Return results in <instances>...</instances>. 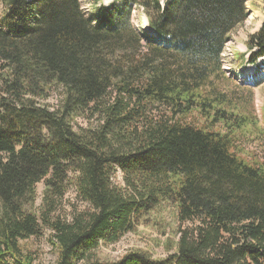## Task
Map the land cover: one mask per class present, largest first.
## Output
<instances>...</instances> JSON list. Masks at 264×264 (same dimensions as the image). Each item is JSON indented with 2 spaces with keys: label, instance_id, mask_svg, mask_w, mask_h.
<instances>
[{
  "label": "trees",
  "instance_id": "16d2710c",
  "mask_svg": "<svg viewBox=\"0 0 264 264\" xmlns=\"http://www.w3.org/2000/svg\"><path fill=\"white\" fill-rule=\"evenodd\" d=\"M130 2L146 11L150 33L133 25ZM247 2L126 0L92 18L80 0H5L0 264H33L25 241L43 227L57 252L51 264H264V165L233 151L251 120L204 91L229 33L250 14ZM247 46L253 64L264 57V23ZM263 71L257 65L255 85ZM54 88L62 96L51 106ZM195 110L210 123L190 122ZM72 186L89 207L67 216L58 209ZM164 203L180 223L173 254L99 257L102 243Z\"/></svg>",
  "mask_w": 264,
  "mask_h": 264
},
{
  "label": "rangeland",
  "instance_id": "374dc122",
  "mask_svg": "<svg viewBox=\"0 0 264 264\" xmlns=\"http://www.w3.org/2000/svg\"><path fill=\"white\" fill-rule=\"evenodd\" d=\"M83 9L88 17L94 18L92 13L95 8L105 5L112 6L117 3L123 7L126 0H80ZM165 3L169 0H161ZM129 2V0H127ZM132 6L133 25L142 33L151 32L148 17L143 7L129 3ZM249 16L229 34L226 44L221 67L214 73L211 81L205 86V94L213 103L222 108L238 114L242 118L251 120V123L242 129L234 138L233 151L244 157L249 163L264 165V81L255 85L253 77L257 71V65L264 63V57L257 58L258 64H253L249 58L252 56L248 45L249 38L258 31L264 23V0H248L247 6ZM7 11L5 0H0V16ZM259 65V66H260ZM264 72V71H263ZM1 81V69H0ZM1 90V82H0ZM62 88H54L45 102L51 106H56L62 96ZM232 116V117H233ZM79 124L88 125L86 119L78 117ZM189 121L196 124L210 123L199 111L195 110L190 114ZM224 126H222L223 128ZM216 128L220 126L216 125ZM220 128V129H222ZM224 129H222L223 131ZM121 179V173H118ZM45 182L41 181L37 185V204L42 203ZM172 204V203H171ZM164 203L157 210L149 212L140 219L135 231L125 233L117 242L105 244L99 247V257L105 260H117L131 250L141 249L151 253L156 258L167 257L176 251V242L179 239L178 227L180 223L174 206ZM86 202L77 197V192L72 186L64 196L59 213L70 216L74 209L88 208ZM191 226L190 223H184ZM51 232L43 227L41 237H31L25 241V246L35 252L36 259L33 264H51L57 260V252L50 243ZM167 245L171 250H168Z\"/></svg>",
  "mask_w": 264,
  "mask_h": 264
},
{
  "label": "bare ground",
  "instance_id": "6f19581e",
  "mask_svg": "<svg viewBox=\"0 0 264 264\" xmlns=\"http://www.w3.org/2000/svg\"><path fill=\"white\" fill-rule=\"evenodd\" d=\"M108 1H110V0H108ZM256 64H258V63L256 62ZM258 65H260V64H258Z\"/></svg>",
  "mask_w": 264,
  "mask_h": 264
}]
</instances>
